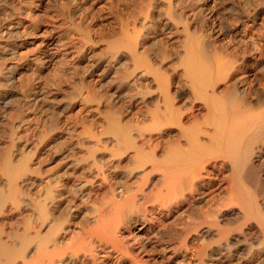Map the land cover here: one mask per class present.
Here are the masks:
<instances>
[{"label": "bare ground", "instance_id": "1", "mask_svg": "<svg viewBox=\"0 0 264 264\" xmlns=\"http://www.w3.org/2000/svg\"><path fill=\"white\" fill-rule=\"evenodd\" d=\"M15 1L0 0V264H264V0H138L94 64L115 90L80 130L9 115L25 71L90 42L58 27L19 59Z\"/></svg>", "mask_w": 264, "mask_h": 264}, {"label": "rangeland", "instance_id": "2", "mask_svg": "<svg viewBox=\"0 0 264 264\" xmlns=\"http://www.w3.org/2000/svg\"><path fill=\"white\" fill-rule=\"evenodd\" d=\"M25 1L27 4L25 3ZM136 1L135 0H63V3H64L63 4V3H61L62 0H20V1L16 0L15 3L12 4L14 6L16 12L21 15V19L23 20V22L27 26L26 31L28 32L27 35L24 36V38L26 37L27 43H26L25 47L20 51V55H19L20 57L18 56L19 59L26 57V56L32 57V56L36 55L37 52H39L41 49H44L41 47H43V45H45V43H42V42L46 38L48 39L51 35L58 33L62 30L64 32L66 31L65 33H67L66 36L64 37L67 41H69V40L74 41L76 38L77 39L83 38L84 31L90 37L89 38L90 44L81 41L82 43H76V44L72 43L73 47H71V43H68L70 47L69 46L64 47L63 50H67V52L69 51L68 53H70V54H67V58L64 60L65 63L63 62L61 65H59L60 67L57 66L59 68V70L57 67H55L57 70H55V68L53 70L51 68L50 69H42L41 67L39 68V66H37V67L34 66L30 70L25 71V73H24L25 76L23 75V77H22L24 82L22 81V78H21L19 83L17 85H15L16 88L13 87V89L12 88L10 89L11 93L13 92L12 93L13 96L11 95L5 101V103H8L9 105L12 106V109H11L9 115L13 116V117L12 116L11 117L14 120H16V123L18 120L21 121L22 118L25 116L23 120H27V122L33 121V122H40L41 124L43 123V125L44 124L50 125V124H54L53 123V121H54L55 123L65 124L69 127H72V126L78 127L79 126L78 127L79 130L81 129V126H82L81 123H84L83 124L84 126H85V124H87L86 125L87 127H90L92 125V123L94 121V117H91V116H93L92 112L94 110V106H95L94 101H95L96 96L98 94H101V92H103V94L101 96H103L104 100H106L107 98H109V96L115 90V87H116V85H115L116 84L115 83L116 75L114 74L112 67L110 65L109 66L107 65L108 66L107 67L104 64L103 66L100 67L101 68L100 69V68H98V66H94V64L96 65L100 58H103L102 60H104L106 58V56H107L106 51H108L106 49V48H108L107 43L111 42L112 40H114L116 38H120V37H118L119 35L123 36V33L127 32V25H126L127 21L126 20H128V17L130 16L129 14H131V12L133 13L132 9H134V6H135L134 4L137 3L136 4L137 6H140V4H141V0H139L140 2L138 0H136ZM138 2L140 3L139 5H138ZM56 5H57V7H55ZM112 5H114V6H112ZM30 7H32V8H30ZM51 7L53 10L51 9ZM36 8H38L37 11H36ZM70 9H72V10H70ZM26 10L27 11L29 10L28 13ZM56 10L57 11L60 10V11L57 12ZM62 10H63V12H61ZM69 10H70V13H69ZM66 12H68V13H66ZM80 12H82V13H80ZM62 13L67 15V16L63 15ZM0 14H1L0 18L5 16L6 14H8V7L6 5H2L1 3H0ZM27 14H29V17H27L28 16ZM62 16L66 17V19L65 18L63 19ZM134 16L138 17V13L136 12L134 14ZM52 18L55 20H53ZM71 18H72V20H71ZM62 20H63V22H62ZM57 22H59V23L62 22V24H59ZM60 25H62V26H60ZM58 27H61L60 31H59L60 28H58ZM53 28L55 29L54 30L55 32L53 31V33L52 32L50 33L51 29H53ZM56 29H57V31H56ZM112 30H113V32H112ZM114 30H116V32H118V30H119V32L116 34ZM125 30H126V32H125ZM89 32H90V34H89ZM112 33H115L117 37L115 36L116 38L115 37L111 38ZM47 34H49V36H47ZM68 35H69V37H68ZM94 43L97 45H95ZM98 44L101 46V49H99L100 46ZM94 46H96V47H94ZM67 47H68V49H67ZM38 48H40V50ZM95 51L96 52L99 51V53H96ZM100 51H101V53H100ZM104 51H105L106 55H105ZM102 53L104 54L105 57L103 56ZM97 54H99L100 57ZM94 59H95V61H94ZM94 67H96V69ZM34 68H35V70H34ZM49 70H51V71H49ZM93 70H95V71L93 72ZM108 70H109V72H107ZM106 72H107V74H106ZM97 75H99V77ZM111 75H113L114 77ZM104 77H105V79H104ZM100 84L103 87L100 88V86H99ZM29 88H31V89H29ZM100 89H101V91L99 92ZM35 91L39 92L41 96H40V98H37V100H36L37 103L34 104V102H32L31 99H33ZM41 91H43L44 94ZM32 92H33V94H32ZM93 92H94V94H93ZM104 92H106V94H104ZM95 93L97 95H95ZM29 94H30V96H29ZM44 95H46V96H44ZM43 96L46 98L45 100L43 99L44 98ZM90 98H91V101H90ZM87 99H89V100H87ZM92 100H94L93 101L94 106L91 104ZM43 101H45V102H43ZM31 106H33V107H31ZM26 107H28L29 109L31 108V109L28 110V108H26ZM34 107L38 108V109L35 110ZM83 108H86V109H83ZM66 109H68V110H66ZM21 110L22 111L25 110V111L21 112ZM37 110H38V113H37ZM59 110H60V112H59ZM27 111H29V112H27ZM30 111H31V113H30ZM32 111H33V113H32ZM81 111H82L83 115L80 114ZM86 111H88L90 113H88ZM25 112H26V115H24ZM86 113H88V114L92 113V114L87 115ZM14 114L16 116H14ZM27 114H29V115H27ZM59 114H62V117L59 116ZM30 117H31V119H33L32 121H31ZM25 118H27V119H25ZM91 119H93V120L90 121ZM82 121H84V122H82ZM88 121L90 124L88 123ZM49 122H51V123H49ZM5 125H6V128L10 127V125L3 123L1 128H0V134H1L0 140L1 141L3 140V142H2L3 145L1 144L0 148L2 147L4 149V150H2V148L0 149L1 150L0 154H2V152L3 153L8 152V151H6V149L9 147L11 148V145H10L11 140L9 139L10 137H7V136L10 135L12 133V131L10 128H9V130H8V128L6 129L4 127ZM7 132H10V133H7ZM5 137H7V139H5ZM9 140H10V142L8 143ZM4 141L7 143H4ZM20 144H22V145H19V144L18 145L22 148V150L24 152H26V150H28V148H26L27 147L26 142H22ZM24 146H26V147L24 148ZM4 147H6V148H4ZM24 149H26V150H24Z\"/></svg>", "mask_w": 264, "mask_h": 264}]
</instances>
